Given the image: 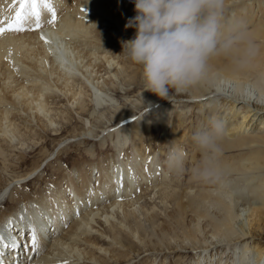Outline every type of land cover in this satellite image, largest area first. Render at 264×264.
I'll use <instances>...</instances> for the list:
<instances>
[{
    "label": "bare ground",
    "instance_id": "obj_1",
    "mask_svg": "<svg viewBox=\"0 0 264 264\" xmlns=\"http://www.w3.org/2000/svg\"><path fill=\"white\" fill-rule=\"evenodd\" d=\"M51 4L53 24L47 23L51 15L41 10L40 28L30 21L25 30L14 31L8 25L19 2L0 0V27L5 29L0 34V153L8 145L23 146L27 125L56 132L57 124L69 122L72 111L76 121L90 125L73 136L76 141L110 138L121 150L118 145L129 140L132 155L116 156L107 164L108 159L74 163L47 192L38 190L32 196L15 191L43 170V161L12 178L0 189V259L4 264H132L131 254H136L135 264H245L250 239L264 241V0H226V17L243 21L258 47L248 71L229 73L227 62L220 59L213 62L207 82L185 92L172 91L166 100L142 88L135 95L138 101L127 100L133 106L146 103L141 121L133 119V107L120 104L112 94L120 86L130 93L126 82L143 84L135 65L116 56L120 32L127 39L134 34L124 28L134 15L130 0ZM90 104L91 115L114 109L120 121L94 134L90 119L82 115ZM210 117L225 122L220 154L224 171L218 181L203 183L191 176L200 159L191 137ZM187 118L190 154L185 156V135L180 133ZM152 122L164 130L163 140L170 130L173 150L191 160L189 169L180 171L189 174V181L174 179L178 172L166 165L165 141L154 153L147 151L142 136ZM59 150L46 155L44 166L58 159ZM149 187L163 204L165 224L154 226L157 203L149 209L147 201L141 202L151 194ZM6 200L19 204L3 208ZM251 205L256 213L244 226ZM143 219L151 222L153 233L159 231L157 241L146 237ZM30 225L39 238L35 252ZM258 243L255 264H264V246Z\"/></svg>",
    "mask_w": 264,
    "mask_h": 264
},
{
    "label": "clouds",
    "instance_id": "obj_2",
    "mask_svg": "<svg viewBox=\"0 0 264 264\" xmlns=\"http://www.w3.org/2000/svg\"><path fill=\"white\" fill-rule=\"evenodd\" d=\"M134 15L124 28L132 38L122 40L123 56L140 68L144 91L166 100L172 91H188L208 81L213 62H227L229 73H243L254 64L258 47L246 24L226 17V0H130ZM225 122L210 117L191 137L199 161L191 168L197 182L210 183L223 176L220 159ZM186 158L170 152L169 170L183 171ZM245 264H255L248 253Z\"/></svg>",
    "mask_w": 264,
    "mask_h": 264
},
{
    "label": "rangeland",
    "instance_id": "obj_3",
    "mask_svg": "<svg viewBox=\"0 0 264 264\" xmlns=\"http://www.w3.org/2000/svg\"><path fill=\"white\" fill-rule=\"evenodd\" d=\"M122 32H120V37L122 40H126L127 38L124 37ZM121 52V47L119 50H117V57L120 59H123V61H127V59L123 56V54H119ZM136 72L140 74V68L135 65L134 66ZM136 77V76H135ZM134 78V76H133ZM137 78V77H136ZM135 79V78H134ZM125 85L130 89V93H127L125 91H120V87L118 88V91H113L112 94L117 97L118 101L120 104H123L130 109L133 107V110L136 113L134 116L135 117H140L137 119V121H141V114L144 116L146 114L145 110L147 109V106L145 107L146 103H142L136 106L131 105L128 103L127 100L129 99H135L136 101L139 100L138 97H136V93L138 90L143 88V84L136 82L133 80V82H126ZM111 94V93H110ZM195 105V104H194ZM193 105V108L191 110H195L194 108H197L196 106ZM91 108L92 105L90 104L88 107V111L82 113L84 116H88V118L91 121V126L94 129V134H98L103 128L106 126L112 127L114 126L117 122L120 121L121 117L120 115L117 114L114 109H111L109 111H104V115L100 116L97 113L94 115H91ZM70 120L69 122H66L64 124H57V127L59 128L56 132L51 130V129H43L41 126H35V125H27L29 130H25V127L21 123L20 129L22 132L25 130V142L23 146H6L4 148V152L0 153V189L3 188L7 182H9L12 178L23 175L25 173L30 172L34 167H36L40 162H44L46 164L48 159H45L46 155L49 152H52L54 149V154L57 152L56 150L60 149L58 152V156L55 161L52 163L42 167V171L35 176L32 179H29L26 181L24 184H22L19 188L18 191H15L16 195H34L38 190H40L42 193L47 192L48 189L53 185V181L59 177L62 176V173L66 171V169H70L71 166H73L74 163L81 162L83 160L91 161V160H101L104 162L106 159L108 161H105L104 163H108L109 160L116 158V156H131L132 152V145H130L129 140H126L123 145H118L121 150H118V147L115 145L112 140L109 139H104V142H100L97 138L91 139H83L81 142L76 141L75 138H73L74 135H80L84 131L87 130L88 127H84L82 122L76 121V115L74 114L75 112L69 111ZM110 112V113H109ZM112 113V114H111ZM232 113H230L231 115ZM111 115V116H110ZM92 116V117H91ZM99 116V117H96ZM113 117V118H112ZM147 117V115H146ZM152 115H150V118L152 119ZM236 120V117H234V121ZM172 122V119H171ZM258 122V121H257ZM155 122H152V125L146 130L144 135L142 136V140L144 142V145L147 146V151L149 154L154 153L157 149H159L160 143L165 141L164 145V153L168 157L170 152H173V148L171 147L172 139H173V133L170 132V130H166V137L165 140H163V136L165 134L164 130L161 127H158L157 125H154ZM185 127L182 129L181 135H185L183 139V147L185 151V156H188L190 154V148L187 147L186 139L187 137L191 134V131L189 132L188 126L191 125V121L188 120V118L185 121ZM189 124V125H188ZM157 126V127H156ZM26 128V129H27ZM31 128V130H30ZM42 129V130H41ZM46 130V131H45ZM152 130L153 132H149ZM169 131V132H168ZM37 134H36V133ZM54 132V133H53ZM35 133V134H34ZM46 133V134H45ZM102 134L100 135V137ZM99 137V138H100ZM108 138V137H105ZM67 139V140H66ZM76 139H78L76 137ZM61 141V144H58ZM162 141V142H161ZM167 143V144H166ZM116 148V149H115ZM156 148V149H155ZM92 152V154L90 153ZM90 153V154H88ZM125 153V155H124ZM161 158L163 155L161 154ZM45 159V160H44ZM42 162V163H43ZM191 165V160L187 157L186 158V164L185 168L189 169ZM61 175V176H60ZM189 175V174H188ZM183 176V173L178 172L177 175L175 176L174 179H179L183 180L184 182H187L190 180V176ZM58 180V179H57ZM47 189V190H46ZM150 187L148 188V191H150ZM157 195L153 192H151L150 195L145 196L144 198L141 199V202L147 201L148 205L147 207H151V203H157L156 206V212L158 213L157 218L154 219L155 223L154 226H156L158 223L165 224V217H164V210L162 207V203H158V200H156ZM154 198V201H153ZM150 201V202H149ZM152 201V202H151ZM4 204V205H3ZM2 207L7 208L9 206H16L18 205L17 203H14V201L11 200H6L3 203ZM168 209L172 207L171 204H168ZM150 209V208H149ZM150 211V210H149ZM256 213L255 206L252 208V205L250 206L248 212L246 213V219L248 221H244V226L246 224L251 223L252 216ZM119 217H122L121 215H118ZM168 221V220H166ZM100 225L102 227H105L106 229L108 228V224H106L104 221L100 220ZM143 225L145 228V235L146 237H151L153 241H157L159 238V231L156 232V228L154 229L155 233H153V225L151 224L150 221H145L143 219ZM104 224V225H103ZM171 225V222H170ZM173 225V224H172ZM250 229V228H249ZM107 231V230H106ZM155 234V235H154ZM158 235V236H157ZM155 240H154V238ZM263 239V238H262ZM258 238V237H252L249 242V249L250 252L256 253L260 249V243L262 242L264 246V241ZM257 243V245H255ZM12 250H9V252ZM189 252L192 254L193 252L189 250ZM143 255V253H141ZM140 255V256H141ZM134 256V259L129 261L132 264H135V261H137V255L136 254H131V257ZM131 257L127 259H131ZM263 258V256H262ZM96 264H98L96 262ZM123 264V263H121Z\"/></svg>",
    "mask_w": 264,
    "mask_h": 264
},
{
    "label": "snow or ice",
    "instance_id": "obj_4",
    "mask_svg": "<svg viewBox=\"0 0 264 264\" xmlns=\"http://www.w3.org/2000/svg\"><path fill=\"white\" fill-rule=\"evenodd\" d=\"M19 9L15 12V17L12 23L8 25L9 30L14 31H23L25 30V25L30 21H34V28L41 27V10L48 12L51 15V19L47 21L49 24H53L56 20V12L51 4V0H18ZM84 11V9H81ZM5 31L3 27H0V34ZM134 120L137 117H133ZM23 220V216L20 217ZM9 226H11V221H9ZM31 227V240L30 243L32 245V250L38 251L39 248V238L37 234V230L34 225H30ZM11 247H15V245H11ZM2 255V254H0ZM0 264H4V261L0 259ZM64 264H68L67 261Z\"/></svg>",
    "mask_w": 264,
    "mask_h": 264
}]
</instances>
